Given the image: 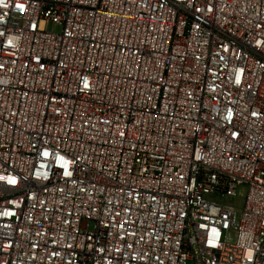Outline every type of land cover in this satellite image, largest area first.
I'll return each instance as SVG.
<instances>
[{"label":"built area","instance_id":"obj_1","mask_svg":"<svg viewBox=\"0 0 264 264\" xmlns=\"http://www.w3.org/2000/svg\"><path fill=\"white\" fill-rule=\"evenodd\" d=\"M0 264H264V0H0Z\"/></svg>","mask_w":264,"mask_h":264},{"label":"rangeland","instance_id":"obj_2","mask_svg":"<svg viewBox=\"0 0 264 264\" xmlns=\"http://www.w3.org/2000/svg\"><path fill=\"white\" fill-rule=\"evenodd\" d=\"M229 203H232L233 205H236L237 207H241L242 206V198L239 200H228Z\"/></svg>","mask_w":264,"mask_h":264},{"label":"snow or ice","instance_id":"obj_3","mask_svg":"<svg viewBox=\"0 0 264 264\" xmlns=\"http://www.w3.org/2000/svg\"><path fill=\"white\" fill-rule=\"evenodd\" d=\"M18 7H20V6L18 5Z\"/></svg>","mask_w":264,"mask_h":264}]
</instances>
